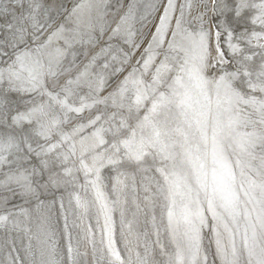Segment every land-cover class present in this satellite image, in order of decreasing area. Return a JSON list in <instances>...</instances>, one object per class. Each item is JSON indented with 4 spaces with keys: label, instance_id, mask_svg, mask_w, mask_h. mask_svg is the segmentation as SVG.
I'll return each instance as SVG.
<instances>
[{
    "label": "snow or ice",
    "instance_id": "obj_1",
    "mask_svg": "<svg viewBox=\"0 0 264 264\" xmlns=\"http://www.w3.org/2000/svg\"><path fill=\"white\" fill-rule=\"evenodd\" d=\"M0 264H264V0H0Z\"/></svg>",
    "mask_w": 264,
    "mask_h": 264
}]
</instances>
